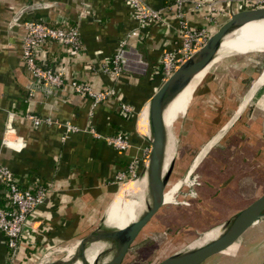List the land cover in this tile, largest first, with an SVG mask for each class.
<instances>
[{"label":"crops","instance_id":"1","mask_svg":"<svg viewBox=\"0 0 264 264\" xmlns=\"http://www.w3.org/2000/svg\"><path fill=\"white\" fill-rule=\"evenodd\" d=\"M142 1L151 8H161L173 0ZM197 1L201 6H194L191 1L184 3L185 17L190 25L205 24L211 3L214 7L210 12L214 17L209 28L211 33L232 12L242 10L230 0ZM30 4L45 7L23 13L9 30L14 14ZM32 15L76 26L81 42V49L73 55H68L54 42L44 44L41 57L44 67L60 72L66 82L78 78L95 92L111 88L113 96L92 106L90 99L74 94L68 83L57 88V95L34 86L37 82L20 56L21 23ZM135 26L126 0H0V165L19 181L37 180L48 189L42 203L27 219L13 259H8L5 237L0 232V264H45L60 260L52 257L44 262L43 258L48 255L47 251L77 243L103 224V215L128 187L123 184L121 175L130 159L136 163L135 177L131 179L141 177L149 146L139 124L140 116L150 96L163 82L159 54L164 49L174 48L179 38L175 33L177 22L173 9L163 13L161 23L150 21L141 27L139 38L126 36ZM122 39L126 41L125 68L118 74L103 72L104 64ZM120 103L131 106L129 117L120 114ZM242 108L241 105L235 112ZM28 115L49 118L50 123L34 126ZM65 123L75 129L61 139ZM212 125L209 128L215 129L216 123ZM89 127L94 128L95 135L89 132ZM119 130L126 133L129 142L124 150H116L107 141ZM237 156L230 160L239 163ZM197 159L198 154L190 167L195 166ZM232 179L230 176L216 187L211 207L221 209L219 218L195 220L193 225L198 226L199 232L219 225L264 190L259 191V185L250 186L246 179H241L237 185ZM225 213L230 215L226 217ZM185 219L190 220L187 216ZM253 226L257 227L256 243L264 246L262 217L228 249L202 264L207 261L251 264L248 253L239 255L238 250L245 233ZM233 245L235 248L231 250ZM260 261L264 264V258Z\"/></svg>","mask_w":264,"mask_h":264},{"label":"rangeland","instance_id":"2","mask_svg":"<svg viewBox=\"0 0 264 264\" xmlns=\"http://www.w3.org/2000/svg\"><path fill=\"white\" fill-rule=\"evenodd\" d=\"M253 82L252 92L244 98ZM241 105L243 108L235 112ZM213 123L216 128H209ZM175 128L174 136L170 133L175 143L164 190L174 195V201L160 206L128 247L121 264H154L185 250L199 236L198 226L193 224L200 218L214 220L220 215L221 209L211 207L213 197L216 187L230 176L236 185L246 179L250 186L259 185V191L264 188V48L232 51L210 66L195 86L191 102ZM147 154L146 150V157ZM235 155L239 163L230 160ZM226 172L229 173L225 175ZM127 180L129 177L123 178V182ZM256 230L254 226L247 230L238 250L239 255L248 253L251 264H260L264 258V246L260 247L254 238ZM75 245L47 251L44 262L52 257L70 258L66 250L72 247L73 253Z\"/></svg>","mask_w":264,"mask_h":264},{"label":"built area","instance_id":"3","mask_svg":"<svg viewBox=\"0 0 264 264\" xmlns=\"http://www.w3.org/2000/svg\"><path fill=\"white\" fill-rule=\"evenodd\" d=\"M126 1L130 9L131 18L136 23V26L126 35L128 37L134 36L139 38V29L141 27H144L150 21L161 23L163 13L173 9L177 22L175 33L179 41L174 48L164 49L159 54L158 62L163 80L192 52L201 47L211 34L209 28L214 22V17L210 13L214 10L211 3L208 4V13L210 16L207 18L206 23L197 27L190 25L187 21L183 8L184 3L187 1L193 2L194 6H201L202 3L197 0H173L170 5L161 8H151L142 0ZM230 1L239 8H242V10L264 8V0ZM21 26L23 33L21 35L20 56L35 82H41L43 85L52 88H60L68 83L74 94L90 99L92 106L100 103L106 97L113 96L114 92L111 88L95 92L90 89L87 83L78 78H73L66 82L60 72H55L51 67H44L41 58L42 47L48 42H54L62 46L68 55H73L81 49V42L76 26H70L61 21H49L45 17L24 20ZM125 46L126 41L124 39L120 40L116 49L104 64L103 72L118 74L125 68ZM119 112L124 118H127L132 113L131 106L127 103H120ZM27 118L34 126L42 123H50L49 118H41L35 115H28ZM62 126L64 130L61 139L66 133L75 129L69 123H65ZM88 130L95 135L93 127H89ZM107 141L116 150H124L129 145L126 133L122 130L109 136ZM135 168V161L130 159L121 177L124 178L127 176L134 178ZM1 181H4L6 184L4 193L7 205L6 207L0 206V232L5 237L8 259L10 260L15 257L18 243L26 227L29 215L42 203L48 189L47 185L37 180L26 181L24 183L19 181L2 165H0Z\"/></svg>","mask_w":264,"mask_h":264},{"label":"water","instance_id":"4","mask_svg":"<svg viewBox=\"0 0 264 264\" xmlns=\"http://www.w3.org/2000/svg\"><path fill=\"white\" fill-rule=\"evenodd\" d=\"M45 7L44 4H30L21 7L12 17L9 30L16 25V20L23 13ZM264 18V8L245 9L232 12L229 17L212 32L201 47L192 52L167 76L153 92L145 105L144 137L148 142L147 162L150 172V191L148 201L140 215L122 231L101 234V225L83 236L75 245L68 259H60L45 264H73L87 245L93 242H104L105 248L99 251L91 263L83 264H121L124 255L141 230L155 215L163 202V192L171 165L163 170V153L159 133L163 128V111L173 98L187 85L190 79L199 72L219 47L221 40L231 29L246 22ZM8 30V32H9ZM43 92L58 94L57 88L36 83ZM264 217V190L243 208L235 211L225 221L216 225L218 233L212 240L194 248L171 254L154 264H202L209 257L224 252L253 223Z\"/></svg>","mask_w":264,"mask_h":264},{"label":"bare ground","instance_id":"5","mask_svg":"<svg viewBox=\"0 0 264 264\" xmlns=\"http://www.w3.org/2000/svg\"><path fill=\"white\" fill-rule=\"evenodd\" d=\"M262 35L264 36V18L246 22L239 27L231 29L230 32L223 37L219 47L211 55L204 67L190 79L187 85L165 107L163 111L164 125L159 133V140L161 142L163 153V170L167 167L173 154L175 141L172 140L170 133L173 135V133L177 131L175 128L176 123L184 116L191 102L192 93L199 80L205 72H207L210 66L219 60L224 59L232 51H249L264 48V38H258ZM254 84L255 82H253L250 90L244 98L248 97L250 92H252ZM144 118L145 109L140 116L139 124H141V127H144ZM125 182H123V184H125ZM126 184L128 187L114 200L110 208L103 215V224L100 228L101 234H109L114 231L124 230L140 215L141 211L144 209V206L148 201L150 191V172L147 160L141 177L127 180ZM162 199V204L169 205L173 203L174 195H169L163 192ZM229 215L230 213H227L226 217ZM217 233V227H210L206 231H200L199 236L194 239L195 241L193 243L187 246V249H194L212 240L216 237ZM105 246L106 244L100 241L90 243L80 253L78 259L73 264H83L85 262L91 263L95 255L104 249ZM72 249V247L67 248V258L72 254Z\"/></svg>","mask_w":264,"mask_h":264},{"label":"trees","instance_id":"6","mask_svg":"<svg viewBox=\"0 0 264 264\" xmlns=\"http://www.w3.org/2000/svg\"><path fill=\"white\" fill-rule=\"evenodd\" d=\"M38 18L37 16L35 15H32L30 16V18H26L25 20L27 19H36ZM37 84H35L34 86H36ZM6 184L4 181H1L0 182V189H1V193H0V206L1 207H6L7 205V200H6V196H5V193H4V188H5Z\"/></svg>","mask_w":264,"mask_h":264}]
</instances>
